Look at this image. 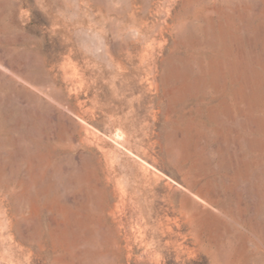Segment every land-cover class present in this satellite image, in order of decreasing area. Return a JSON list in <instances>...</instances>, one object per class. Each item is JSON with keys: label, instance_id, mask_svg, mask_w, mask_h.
<instances>
[{"label": "rangeland", "instance_id": "1", "mask_svg": "<svg viewBox=\"0 0 264 264\" xmlns=\"http://www.w3.org/2000/svg\"><path fill=\"white\" fill-rule=\"evenodd\" d=\"M0 264H264V0H0Z\"/></svg>", "mask_w": 264, "mask_h": 264}]
</instances>
